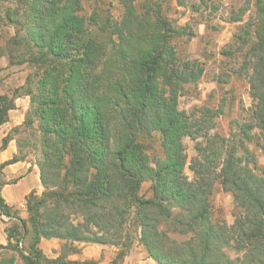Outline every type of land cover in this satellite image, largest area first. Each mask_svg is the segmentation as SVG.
Masks as SVG:
<instances>
[{
    "label": "trees",
    "instance_id": "trees-1",
    "mask_svg": "<svg viewBox=\"0 0 264 264\" xmlns=\"http://www.w3.org/2000/svg\"><path fill=\"white\" fill-rule=\"evenodd\" d=\"M83 1L0 0V54L33 69L21 93L0 95V125L15 98L28 95L25 120L13 131L24 128L36 146L44 187L26 196V218L0 193V219L15 220L2 247L25 264H65L63 254L44 255L42 238L74 251L76 242L111 244L117 263L138 239L158 264H264V163L249 146L264 156V0H246L243 14L253 6L254 15L232 42L245 52L254 104L228 135L211 133L212 108H179L204 68L179 55L176 40L190 33L169 16L173 0H119L118 17L87 14ZM187 136L196 140L191 159ZM17 146L7 163L28 156L20 139ZM217 185L233 195L231 224L215 209Z\"/></svg>",
    "mask_w": 264,
    "mask_h": 264
},
{
    "label": "rangeland",
    "instance_id": "rangeland-1",
    "mask_svg": "<svg viewBox=\"0 0 264 264\" xmlns=\"http://www.w3.org/2000/svg\"><path fill=\"white\" fill-rule=\"evenodd\" d=\"M187 4L175 6L169 16L178 24L185 26L189 35H183L176 40L180 57L198 61L203 65L202 77L189 85L188 92L179 98V108L187 113H198V108L210 107L217 111L215 126L211 133L218 132L228 135L235 124L247 119L254 100L250 94L249 70L244 68V51H236L232 42L239 25L250 20L254 8L243 14L246 0H185ZM85 12L90 14L94 10H110L116 17L121 14L119 0H84ZM195 6L197 10H192ZM241 15L242 22H232L230 16ZM33 69L27 64H10L7 56L0 59V85L2 94L12 95L15 91L21 93L27 75ZM20 128L13 135L20 139L23 152L30 158L38 157L36 146H29L26 142L27 132ZM256 136H257V129ZM258 137V136H257ZM201 140V138L199 139ZM186 152L189 159L196 154V140L187 136L184 138ZM262 143V142H261ZM260 143V145H262ZM250 149L259 156V162L264 163V156L256 143H251ZM150 151V150H149ZM152 151V150H151ZM187 175L192 178L193 173L186 168ZM150 183L142 185V192L148 196ZM42 192V191H41ZM40 192V193H41ZM215 209L226 221H234L235 203L233 195L217 185L213 194ZM15 220L12 221L14 223ZM12 223L10 225H12ZM9 225V226H10ZM28 238V237H27ZM25 239L24 243L29 241ZM234 257V252H229Z\"/></svg>",
    "mask_w": 264,
    "mask_h": 264
},
{
    "label": "crops",
    "instance_id": "crops-1",
    "mask_svg": "<svg viewBox=\"0 0 264 264\" xmlns=\"http://www.w3.org/2000/svg\"><path fill=\"white\" fill-rule=\"evenodd\" d=\"M10 32L13 30L11 28ZM7 55L0 54V59ZM8 58V57H7ZM0 85V95L1 93ZM4 94V93H3ZM15 107L8 113V120L0 125V146L3 138L9 133L12 135L7 146L0 149V163H6L2 178L4 185L1 187V195L5 202L19 211L21 217L26 218V196L32 191L40 193L44 187L41 182L40 168L36 159L27 156L15 162L7 163L15 155H18L17 137L13 135V129L23 124L26 112L30 106V97L26 94L15 98ZM13 219L2 216L0 219V264H25L17 250L6 249L8 245L7 227ZM62 240L57 238H42L39 247L44 255L49 258H57L61 254L66 260L65 264H79V262L92 260L96 264H158L148 255L146 248L138 239H135L130 251L122 260L114 262L119 247L111 244L76 242L73 244L76 250L64 249Z\"/></svg>",
    "mask_w": 264,
    "mask_h": 264
}]
</instances>
